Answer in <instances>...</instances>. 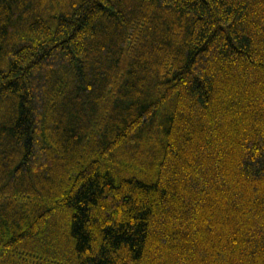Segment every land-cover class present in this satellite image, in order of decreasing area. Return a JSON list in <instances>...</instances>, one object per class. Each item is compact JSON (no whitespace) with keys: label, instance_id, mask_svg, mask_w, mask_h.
Segmentation results:
<instances>
[{"label":"trees","instance_id":"1","mask_svg":"<svg viewBox=\"0 0 264 264\" xmlns=\"http://www.w3.org/2000/svg\"><path fill=\"white\" fill-rule=\"evenodd\" d=\"M0 264H264V0H0Z\"/></svg>","mask_w":264,"mask_h":264}]
</instances>
